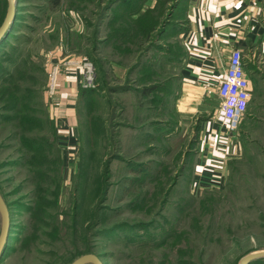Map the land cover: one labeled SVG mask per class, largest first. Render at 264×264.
I'll list each match as a JSON object with an SVG mask.
<instances>
[{
	"label": "rangeland",
	"instance_id": "obj_1",
	"mask_svg": "<svg viewBox=\"0 0 264 264\" xmlns=\"http://www.w3.org/2000/svg\"><path fill=\"white\" fill-rule=\"evenodd\" d=\"M16 1L20 14L0 40V193L11 217L0 264H70L86 251L103 264H239L264 250V66L223 185L199 190L184 174L173 185L194 118L164 88L145 92L179 73L183 22L168 17L172 0L142 7L139 33L127 12L98 25L109 0ZM112 28L131 34L117 43ZM59 55L97 58L107 74L105 91L78 107L72 154L51 147L47 85ZM20 134L47 137L46 151L33 153Z\"/></svg>",
	"mask_w": 264,
	"mask_h": 264
},
{
	"label": "crops",
	"instance_id": "obj_2",
	"mask_svg": "<svg viewBox=\"0 0 264 264\" xmlns=\"http://www.w3.org/2000/svg\"><path fill=\"white\" fill-rule=\"evenodd\" d=\"M153 1L147 0L144 6ZM179 4L176 12L183 27L178 39L184 48L179 55V73L174 76L177 85L170 91H173L175 110L180 115L194 119L207 116L199 126L198 141L184 176L189 178L190 187L199 190L207 186L220 187L226 180L229 163L242 155L243 144L238 134H229L214 121V112L220 106L218 88L232 51L240 49L250 91L255 94L249 102L259 97L255 91L259 84L256 75L260 66H264V0H179ZM123 5L110 8L102 27L108 28L113 11L120 10ZM135 6L140 10V1ZM72 60L65 55L53 60L59 64L60 71L57 94L49 106L50 118L56 125L57 143L61 144L58 146L71 154L82 84V70L70 64Z\"/></svg>",
	"mask_w": 264,
	"mask_h": 264
},
{
	"label": "trees",
	"instance_id": "obj_3",
	"mask_svg": "<svg viewBox=\"0 0 264 264\" xmlns=\"http://www.w3.org/2000/svg\"><path fill=\"white\" fill-rule=\"evenodd\" d=\"M54 1H57V3H59L60 1L59 0H54ZM140 1V9H142V7H145V2L147 0H109L108 4H107V7L105 8V12L101 13L100 16H99V22H98V25L99 26H102V23L103 21L105 20L106 18V15L108 14V11L110 10V8L116 4H124L120 10H116L113 14V19L111 21V23H109L108 25V28L112 26V24H116L115 21H116V18L114 17L116 15L117 12L121 11V12H127L128 14H131L132 17H134L136 19V26H132V27H135L137 32L139 33L140 32V10H137L136 9V6L135 4L138 3ZM179 0H172L171 3H170V8H169V11H168V17L171 19L172 16L176 17V21H178V16H179V13H177V9H178V6H179ZM7 11H8V6H7V3L5 2V9L2 13H0V27L1 25L3 24L5 18H6V15H7ZM19 3H17V12H16V17L19 15ZM2 15V17H1ZM15 17V18H16ZM168 21H165L163 23V26L165 27L166 24H168ZM180 25V24H179ZM163 27V29H164ZM182 27L183 26H180V28H178V31L177 33L180 32V30H182ZM128 34H131L129 31H125L124 29H120L118 30V32L116 31H113V28L111 29V31L109 32V35H110V38L111 39H114L116 38V41L117 43H121V41H123V37L126 36ZM126 34V35H125ZM178 35V34H177ZM117 36V37H116ZM3 40V39H2ZM1 40V41H2ZM0 41V42H1ZM184 48V47H183ZM183 53V50L181 52H178L174 55L173 57V60L177 61V60H180L179 59V55H181ZM97 58H92L91 60L95 63L96 65V68L98 69V74H99V78L97 77V82H98V87L96 89H91V90H88V89H83L81 88V91H80V94H79V97H78V104H77V109L78 107L81 105V104H87V103H90L92 104V102L95 100H93V96L96 95V93H99L98 91H105V87L104 85L106 86L107 84V74L106 72H102L101 69L103 70L104 69V62L102 63V66H97V64L99 62H97L96 60ZM107 63V62H106ZM140 62H137V65H139ZM99 65V64H98ZM168 67H171L172 65L169 63V65H167ZM172 68V67H171ZM175 75H170L168 77H166L164 80H163V84H161L160 82L161 81H158L154 84V87L152 88H148L145 90V92H150L151 90L153 91L154 89L156 88H164V90L166 92H169L170 94L173 93V91L171 89L170 84L172 82L175 81V78H174ZM173 77V78H172ZM177 78V77H176ZM172 79H174V81H171ZM177 80V79H176ZM165 85V86H164ZM249 106V104H248ZM248 108V107H247ZM177 112V111H176ZM178 113V112H177ZM179 114V113H178ZM182 116V115H181ZM18 117V116H17ZM22 117V116H21ZM212 117V116H211ZM24 122H29V124H33V122H40L39 119H33V118H24ZM48 118V117H47ZM51 118H48V121L51 122L50 120ZM207 119V116H199V117H196L194 119L193 124H194V133H193V136H192V139L191 141L189 142V150L186 151L185 153V157H184V161L181 165H179V169H178V172L177 174L175 175V179L172 180V184L175 185V183L177 182L178 178L183 175L185 173V169H186V166L188 164V162L190 161V158L191 156L193 155V152H194V146L196 144V142L198 141V136H197V132L199 130V126L201 124L202 121L206 120ZM53 121V120H52ZM51 124H53L52 126V135L54 136V143L51 145L52 149L55 150V148H59V150L61 151L60 147L58 146V143H57V140H56V136H55V130H56V125H55V122H51ZM243 126V125H242ZM243 131V130H242ZM21 138H22V142L23 144L26 145V148L31 150L33 153L35 152H38L40 151V153H43L46 151L47 147H48V138L47 137H42V136H31V137H27V136H24V135H21ZM242 141V139H241ZM243 144V143H242ZM243 148H244V144H243ZM56 152L57 154L59 155V151L58 149H56ZM28 159V158H27ZM44 160V159H43ZM60 164H61V167H63V164H64V161L62 158H60ZM63 173V172H62ZM44 177H48V175H45ZM1 218V217H0ZM0 229H1V224H0ZM10 234H9V238H10ZM8 238V240H9ZM9 248V244L7 243V246L5 248V251L4 253L6 252V250ZM87 252V251H86ZM86 252H84L86 254ZM3 253V255H4ZM84 253L81 254L84 255ZM88 254V253H87ZM80 257V256H78ZM3 258V256H2ZM1 258V260H2ZM77 259V258H75ZM74 259V260H75ZM0 260V261H1ZM73 260V261H74ZM72 261V262H73ZM264 261V259H258L254 262H252L251 264H261V262ZM71 262V263H72ZM70 263V264H71Z\"/></svg>",
	"mask_w": 264,
	"mask_h": 264
},
{
	"label": "built area",
	"instance_id": "obj_4",
	"mask_svg": "<svg viewBox=\"0 0 264 264\" xmlns=\"http://www.w3.org/2000/svg\"><path fill=\"white\" fill-rule=\"evenodd\" d=\"M70 64L82 70L81 88L91 90L98 87L96 65L92 60L86 58L73 59ZM59 71L58 63H54V61L50 63V76L47 85V96L50 104H53L57 94ZM218 96L220 106L214 112V121L225 128L229 134L235 135L251 97L250 81L246 75L243 54L240 49H234L231 53L225 77L218 88Z\"/></svg>",
	"mask_w": 264,
	"mask_h": 264
},
{
	"label": "water",
	"instance_id": "obj_5",
	"mask_svg": "<svg viewBox=\"0 0 264 264\" xmlns=\"http://www.w3.org/2000/svg\"><path fill=\"white\" fill-rule=\"evenodd\" d=\"M17 11V1L8 0V11L3 24L0 27V40L5 36L8 29L12 25ZM0 217H1V229H0V260L3 256L5 248L8 243L10 234L11 217L7 203L4 197L0 193ZM264 258V250L253 251L245 255L239 262V264H251L252 262ZM71 264H103L101 258L92 253L84 254L75 259Z\"/></svg>",
	"mask_w": 264,
	"mask_h": 264
}]
</instances>
